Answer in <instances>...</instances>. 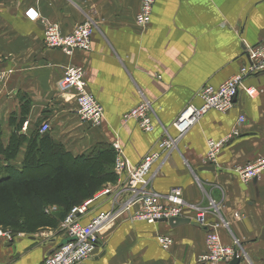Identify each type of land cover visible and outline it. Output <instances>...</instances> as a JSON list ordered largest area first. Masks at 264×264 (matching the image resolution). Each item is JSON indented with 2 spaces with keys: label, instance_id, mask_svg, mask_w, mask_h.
Wrapping results in <instances>:
<instances>
[{
  "label": "crops",
  "instance_id": "obj_1",
  "mask_svg": "<svg viewBox=\"0 0 264 264\" xmlns=\"http://www.w3.org/2000/svg\"><path fill=\"white\" fill-rule=\"evenodd\" d=\"M139 6L140 0H0V140L5 149L12 136L23 139L16 157L1 156V165L20 168L32 136L48 124L49 141L71 156L113 150L116 143L135 166L157 151L163 134L175 137L172 122L186 105H200L197 93L203 86L218 88L246 65L245 47L264 49V0H156L146 27L135 23ZM28 10L37 13L36 21L27 19ZM84 22L94 25L89 51L69 57L44 46L46 26L57 25L66 35ZM69 66L83 69L86 90L104 111L99 128L80 120L75 90L58 88ZM243 84L259 94L249 98L239 91L230 111L207 112L165 161L152 166L149 190L165 196L181 188V218L190 222L171 227L118 219L81 264H197L206 229L195 224L192 207L205 211L204 224L235 250L238 264H264V170L249 183L239 175V169L264 157V73ZM142 100L151 105V133L122 121ZM240 116L244 123L238 126ZM233 130L239 137L208 163L207 140L218 141ZM118 185L116 180L103 189ZM99 193L82 224L121 202L113 204ZM161 236L172 240L166 250L158 242ZM62 242L52 228L0 236V264H41Z\"/></svg>",
  "mask_w": 264,
  "mask_h": 264
},
{
  "label": "built area",
  "instance_id": "obj_2",
  "mask_svg": "<svg viewBox=\"0 0 264 264\" xmlns=\"http://www.w3.org/2000/svg\"><path fill=\"white\" fill-rule=\"evenodd\" d=\"M155 1L140 0L139 11L135 17L137 26H148ZM25 16L30 21L38 19L37 13L33 10L26 11ZM93 33L94 25L91 22L79 24L70 34L66 35L61 33L57 25H48L43 31V43L46 48L59 50L70 57L76 51L90 50ZM243 54L247 60L246 65L242 66L237 74L218 88L203 86L197 93L201 102L200 105H186L172 122L171 127L176 133L175 137H171L167 133L163 134L157 142V151L145 155L139 164L131 165L120 146L116 143L112 145L115 151L113 172L117 176L119 185L116 189L105 188L101 190L97 197H108L113 204L121 199L120 204L117 203L109 211L99 212L87 224H82L81 219L88 213L89 206L95 198L80 206L73 207L58 227L57 233L62 235L63 242L53 249L41 264H81L93 255L98 244L122 218L129 221L155 224L162 220L181 217L185 205L182 199V189L179 187L172 188L165 196L152 193L148 188L152 166L160 160L165 161L181 138L207 112L215 111L223 114L230 111L239 91L244 92L249 98H254L259 94L258 89L246 87L243 83L251 76L264 73V49L245 47ZM3 77L0 75L1 79ZM58 88L62 92L75 90L77 114L83 123L91 128L102 126L105 121L104 111L86 90L82 68L75 66L65 68L63 76L58 82ZM151 116L150 103L142 100L123 114L122 121H134L141 132L151 133L153 131ZM243 123L244 118L240 116L237 124L239 126ZM48 129V124H42L39 133L44 134ZM239 135L238 130H233L229 136L218 141L207 140L206 161L213 163L220 150ZM262 170H264V157L239 169V175L243 182L249 183L257 179ZM209 207L214 208V205L210 203ZM55 209L56 207L48 208L51 211ZM192 209L197 211L194 219L195 224L206 229L205 252L198 257L197 264H231L232 261L238 260L239 256L235 250L224 246L216 231L209 229L204 224L205 211L196 207H192ZM10 235L0 231V236L10 238ZM158 242L165 250L172 244V240L167 236L159 237Z\"/></svg>",
  "mask_w": 264,
  "mask_h": 264
},
{
  "label": "trees",
  "instance_id": "obj_3",
  "mask_svg": "<svg viewBox=\"0 0 264 264\" xmlns=\"http://www.w3.org/2000/svg\"><path fill=\"white\" fill-rule=\"evenodd\" d=\"M22 140L12 136L5 149L0 140V157L13 160ZM114 158L110 148L71 156L37 129L20 168L0 163V229L13 237L55 228L73 207L116 182ZM49 207L58 208L59 215L46 214Z\"/></svg>",
  "mask_w": 264,
  "mask_h": 264
},
{
  "label": "water",
  "instance_id": "obj_4",
  "mask_svg": "<svg viewBox=\"0 0 264 264\" xmlns=\"http://www.w3.org/2000/svg\"><path fill=\"white\" fill-rule=\"evenodd\" d=\"M44 135H46V134H44ZM161 222L168 223L169 226L175 227V226H178V225L187 224V223L190 222V220L180 217V218H171V219H168V220H162ZM231 264H238V260L232 261Z\"/></svg>",
  "mask_w": 264,
  "mask_h": 264
},
{
  "label": "rangeland",
  "instance_id": "obj_5",
  "mask_svg": "<svg viewBox=\"0 0 264 264\" xmlns=\"http://www.w3.org/2000/svg\"><path fill=\"white\" fill-rule=\"evenodd\" d=\"M59 212L60 211H59L58 208H56L55 210H52V211L51 210H48V208H46V210H45V213L46 214H52V216H58L59 215ZM59 224H60V222L57 223L56 227L53 228L52 231H54L55 233L58 232ZM38 232H40V233L41 232H44V229H40V230H38Z\"/></svg>",
  "mask_w": 264,
  "mask_h": 264
}]
</instances>
